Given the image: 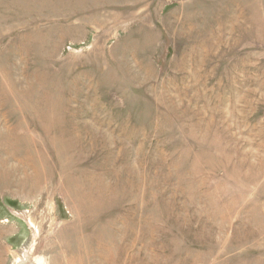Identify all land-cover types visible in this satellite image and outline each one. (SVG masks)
I'll return each instance as SVG.
<instances>
[{
	"label": "rangeland",
	"instance_id": "374dc122",
	"mask_svg": "<svg viewBox=\"0 0 264 264\" xmlns=\"http://www.w3.org/2000/svg\"><path fill=\"white\" fill-rule=\"evenodd\" d=\"M0 264H264V0H0Z\"/></svg>",
	"mask_w": 264,
	"mask_h": 264
}]
</instances>
